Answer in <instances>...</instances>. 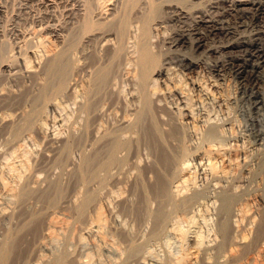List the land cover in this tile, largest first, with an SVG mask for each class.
I'll return each instance as SVG.
<instances>
[{"label": "bare ground", "instance_id": "bare-ground-1", "mask_svg": "<svg viewBox=\"0 0 264 264\" xmlns=\"http://www.w3.org/2000/svg\"><path fill=\"white\" fill-rule=\"evenodd\" d=\"M22 2L23 45L0 29V264H264V148L233 142L214 79L181 78L204 47L259 90L264 0Z\"/></svg>", "mask_w": 264, "mask_h": 264}, {"label": "rangeland", "instance_id": "rangeland-1", "mask_svg": "<svg viewBox=\"0 0 264 264\" xmlns=\"http://www.w3.org/2000/svg\"><path fill=\"white\" fill-rule=\"evenodd\" d=\"M22 1V0H21ZM21 1L20 0H0V5L2 6V8L3 9H1L0 10V29H2L1 31L3 32V39L5 38L6 40H5V43L7 44V46H8V50H9V52L11 53V51H12V49L13 48H15L19 43H22V44H20V45H23V43H24V41H22L23 39L21 38V40L20 39H18L19 37L18 36H16L15 34H13V30H14V26L17 24V25H21V26H24V27H28L29 26V24H31L32 26L35 24L34 23V20H35V17L37 16V14H39V11L37 10V11H35V14H34V12H32V13H29V14H25L23 11H21L20 12V10H19V8H17L19 5H20V3H21ZM23 2H24V0H23ZM22 2V3H23ZM29 4V3H28ZM6 5V6H5ZM32 5V4H31ZM33 6V10H34V8H35V6L34 5H32ZM32 8V7H31ZM6 10V11H5ZM61 11V12H60ZM36 12H38V13H36ZM20 14V15H19ZM57 16H56V20H57V23L58 24H61V25H64V26H67V18H66V16L64 15V13L62 12V10L60 9V8H58L57 9V12L55 13ZM22 15V16H21ZM34 15V16H33ZM30 16V18H28L27 19V17H29ZM33 16V17H32ZM155 17H156V15H154ZM153 16V17H154ZM27 19V21H25ZM34 19V20H33ZM29 20V21H28ZM59 20V21H58ZM16 22V23H15ZM66 22V23H65ZM26 25H25V24ZM34 23V24H33ZM171 23V22H170ZM176 23V24H175ZM177 23H178V25H180L179 27H181V28H179L178 26H177ZM180 23V24H179ZM187 24H183V23H181V22H174V23H171V24H169L165 29H161L160 31H159V35H158V37H157V35H155V34H153V36H154V39L156 40L155 42L158 44V48H160V47H163L164 45L163 44H165V45H168L167 43L169 42V41H171L172 40V38H174V36L173 35H175L176 34V32L178 31V29H182V28H185V27H187V28H189V26H192V22L190 21H187L186 22ZM188 23H191V25L189 24L188 25ZM28 24V25H27ZM173 24V25H172ZM182 24H183V26H182ZM30 25V26H31ZM50 25H52V23L50 24ZM12 26V27H11ZM32 26H31V28H32ZM34 27V26H33ZM176 27H178V29L176 28ZM11 28V29H10ZM30 27H29V29H31ZM26 29H28V28H26ZM3 30H5V31H3ZM65 33H62L63 35H65V34H67L68 32L67 31H64ZM14 35H15V37H14ZM5 36V37H4ZM1 38V37H0ZM2 39V38H1ZM0 39V40H1ZM19 40V42H18V40ZM51 40H52V38H50ZM160 40V42H158L159 40ZM168 40V41H167ZM215 40V39H214ZM216 40H217V38H216ZM215 40V42L214 41H211L210 39H208V42L209 43H211V44H215L217 41ZM3 41V40H2ZM16 42V43H15ZM18 42V43H17ZM52 42L53 43H56L54 40H52ZM214 42V43H213ZM219 42H217L216 44H218ZM15 44V45H14ZM57 44V43H56ZM215 44V45H216ZM13 46V47H12ZM12 48V49H11ZM204 47H200V48H198L196 51H194V52H192V50L191 49H189V48H186V50L185 51H188L187 53L188 54H191V53H189V52H192L194 55V57H195V59L197 58V56H199L198 57V65L197 66H193L192 68H191V70H181V65H179V60H178V62H177V58H175V59H173L174 57H172V60H173V62H171V64H170V66H176L175 68H178V66L179 67H181V68H178V70H181V71H183L184 72V74L187 76V77H184V74H181V78H182V80H184V83L186 84V86H187V88H188V90H189V92H191V94H192V92H194L193 90L192 91H190L191 90V82L190 81H200L201 83L203 82V85L205 84L207 87H209V84L211 83V82H213V83H217L218 85H217V90L216 89H214L213 88V92L216 94V95H219V94H226V96H228V100H227V102L229 103H227V105L229 106V108H228V111H229V114H230V116L233 118V120H232V118L230 119V117H229V114H227L224 110H225V107H221L220 109L218 108V107H214V109L216 110L217 108V110L219 111V110H221V112H223V113H225V114H223V113H221V112H218V113H220V114H218L217 113V115H218V117H225V118H227L228 119V121L227 120H225V121H227V125H226V127H227V133L229 132V134L231 135V134H233V135H236L237 136V139L235 138V140H233V142H239L240 141V143L239 144H243L244 145V143L243 142H246L245 143V145L244 146H247V145H249V144H252L251 146H254L255 148H258V147H260V149L261 148H264V145L262 144V143H264L263 141H264V139H263V134H264V112L262 113V111H264V84H261V86L263 87V89H262V87L260 88L261 90H262V93H261V90L259 89V90H256V89H251V88H249V87H251L250 86V84H245L243 81L241 82V80L238 78V76L236 75V73H233L234 71L227 65V63L225 62V59L222 57V56H220L219 54L217 55V58L216 57H214L213 55H210L211 57L213 56V58L212 59H209L210 60V63L209 62H206L207 60H208V57H209V54L207 55V53H204L205 52V48L203 49ZM189 49V50H188ZM206 55V56H205ZM208 56V57H207ZM221 58H220V57ZM215 58L217 59L215 62L213 61V60H215ZM220 58V60H218ZM164 58H163V56H160V58L159 59H157L156 61H157V63L152 67V71L153 72H151V73H153L152 75L155 77V73L157 72V70L163 65V61H165V60H163ZM202 59V60H201ZM204 59H206V61H204ZM208 60V61H209ZM222 60L224 61V62H222ZM202 61H204V62H202ZM221 62V63H220ZM203 63H204V65H203ZM209 63V64H208ZM216 63V64H215ZM222 63H223V65H222ZM173 64V65H172ZM175 64V65H174ZM177 64V65H176ZM201 64V65H200ZM211 64V65H210ZM221 64V65H220ZM215 65H218V68H220V71L219 72H216L215 71V69H216V67H214ZM226 65V66H225ZM212 67V68H211ZM214 67V68H213ZM224 67V68H223ZM158 68V69H157ZM211 68V69H210ZM226 69V70H225ZM231 69V70H230ZM187 71V72H186ZM222 71V72H221ZM227 71V72H226ZM182 72V73H183ZM186 72V73H185ZM214 72V73H213ZM221 72V73H220ZM223 73H224V76H223ZM218 75H220L219 76V78H218ZM152 76V77H153ZM217 76V77H216ZM153 77V78H154ZM224 77V78H223ZM186 78H187V80H186ZM189 78V79H188ZM216 78V79H215ZM191 79V80H190ZM197 79V80H196ZM215 80V82H214V80ZM215 83V84H216ZM188 84V85H187ZM243 84V85H242ZM246 85H249V87L248 86H246ZM219 86V87H218ZM244 87H246L245 89H244ZM246 89H247V91H246ZM219 90V91H218ZM253 90H254V92H253ZM125 91H123V93H124ZM220 92V93H219ZM248 92H251V93H248ZM245 95H244V94ZM253 93V94H252ZM194 94V93H193ZM248 95L250 96V99H249V97H248ZM235 97V98H234ZM247 97V98H246ZM261 97V100L260 99H258V98H260ZM256 98L258 99L257 101H261L260 102V104L259 105H262L263 104V106H260L259 108H257L258 109V111L260 112L261 111V114L257 111V110H255L256 108L254 107V105H253V100L255 99L256 100ZM235 99V100H234ZM230 100H231V102H230ZM251 100V101H250ZM236 101V102H235ZM263 101V102H262ZM231 103V104H230ZM226 105V106H227ZM250 105H252L251 106V108H250ZM258 105V106H259ZM227 106V107H228ZM248 107H249V110H248ZM260 108H263V109H260ZM224 109V110H223ZM260 109V110H259ZM217 110H216V112H217ZM248 110V111H247ZM251 111H252V113H251ZM254 111V112H253ZM258 112V113H257ZM254 113H256V114H254ZM248 114H250V115H248ZM228 115V117H226ZM257 115H258V117H257ZM262 115V116H261ZM252 116H254V117H252ZM261 116V117H260ZM71 117V116H70ZM69 116H68V119L70 118ZM225 118H222V119H225ZM255 118V119H254ZM258 118V119H257ZM221 119V118H220ZM229 119H230V122H229ZM253 119V120H252ZM230 125H233V127L231 126V130H230ZM57 129V128H56ZM237 134H239V135H237ZM241 134L243 135V136H241ZM256 134V135H255ZM258 134V135H257ZM262 135V136H261ZM238 137H240V138H238ZM243 137V138H242ZM259 137V138H258ZM257 138V139H256ZM243 139V141H241ZM248 139V140H247ZM239 140V141H238ZM246 140V141H245ZM262 141V143L260 144L259 143V141ZM249 141V142H248ZM251 141V142H250ZM253 141H254V143H253ZM241 144V145H242ZM259 144H260V146H259ZM261 145H263V146H261ZM258 146V147H257ZM27 149H28V152H30V149L32 150V148L29 146V148L27 147ZM196 170V169H195ZM196 176V175H195ZM197 179H198V176L196 177ZM197 181H199V180H197ZM258 203H259V206H260V208L261 209H263V206H264V204H263V202L261 201H258L257 202V206H258ZM262 204V205H261ZM174 250L171 248V253H175V252H173ZM62 255H63V253H61Z\"/></svg>", "mask_w": 264, "mask_h": 264}]
</instances>
